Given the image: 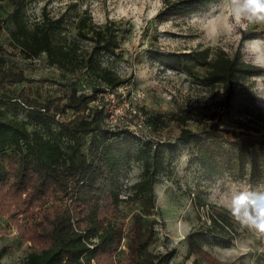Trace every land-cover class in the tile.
<instances>
[{
	"label": "trees",
	"instance_id": "1",
	"mask_svg": "<svg viewBox=\"0 0 264 264\" xmlns=\"http://www.w3.org/2000/svg\"><path fill=\"white\" fill-rule=\"evenodd\" d=\"M10 1L14 6L12 51L0 45V215L12 219L21 242L32 243L26 264H121L124 239L128 240L127 264H170L175 251L151 250L157 241L155 184L162 166V142L138 139L129 129L107 128L104 109L92 105L101 94L115 92L130 81L104 60L119 54V22L98 23L84 10L71 21V32L64 15L56 18L43 10L31 20L25 0ZM216 1L164 0L160 16L200 13ZM3 22L0 17V26ZM83 44L90 48L84 50ZM17 54L26 59L45 56L61 71L66 82L61 86H72L70 93L39 99L31 89H17L15 86L30 80L12 66ZM159 58L206 85L224 87L225 108H236L243 122L256 116L255 95L235 84L262 73L259 66L210 48ZM85 79L91 83L90 91L73 87ZM9 107L23 108L27 118L9 116ZM69 113L73 117L61 119ZM218 116L211 112L199 122H212ZM170 119L182 126L183 139L196 136L186 127L190 116L173 114ZM148 122L155 128L163 123L162 115L149 116ZM227 134L231 149L225 155L219 157L210 141L198 147L196 159L217 177L239 174L236 178L252 182L264 179V140L246 130ZM221 136L210 133L208 138ZM133 160L142 166L140 180L122 196V169ZM194 200L199 210H206V218L205 227L188 237L189 254L202 256L206 252L201 240L233 238L234 219L223 207L201 198ZM124 203L139 207L129 222L117 219ZM2 254L0 251V264H5Z\"/></svg>",
	"mask_w": 264,
	"mask_h": 264
},
{
	"label": "rangeland",
	"instance_id": "2",
	"mask_svg": "<svg viewBox=\"0 0 264 264\" xmlns=\"http://www.w3.org/2000/svg\"><path fill=\"white\" fill-rule=\"evenodd\" d=\"M164 6V0H25V12L31 20L40 17L43 10L56 18L64 15L71 32H74L71 21L84 10H88L98 23L119 22L122 38L119 54L116 58L105 56L104 60L107 66L130 81L115 92L101 94L92 105L104 109L107 128L129 129L139 137L162 142V166L155 184L157 241L151 250L175 251L170 264H264V234L248 229L234 217L233 238L229 237L225 242L211 237L201 240L206 252L202 256L190 255L188 245L191 232L205 227L206 210H199L194 199H205L230 211L232 196L241 192H264L263 178L252 182L236 178L239 174L217 177L196 159L198 147L210 141L219 157L225 155L231 149L227 131L246 130L264 140V22L237 20L230 15L227 0H217L205 11L183 17L160 16ZM13 7L10 0L0 1V17L4 19L0 26V45L10 51ZM246 34L251 37L246 38ZM89 48L88 44H83L84 50ZM205 48L213 52L224 51L263 69L259 75L235 84L236 88L248 90L256 97L258 110L251 122H243L244 118L238 116L236 108H225L224 87L206 85L200 78L172 68L159 58L160 55ZM12 61L13 68L23 71L30 79L15 86L17 89H31L32 95L39 99L70 93L72 86H61L66 83L61 71L51 66L45 56L26 59L17 54ZM70 81H73L72 77ZM73 87L90 91L91 83L86 79L78 80ZM215 111L219 113L216 120L199 122ZM6 113L18 119L27 118V112L21 107H9ZM157 114L162 115L163 123L155 128L148 127V117ZM173 114L191 117L186 127L195 133L193 139L182 138V126L170 119ZM70 117H73L71 113L61 119ZM54 127L59 129L57 124ZM30 129H34L33 124ZM210 133L222 136L209 139ZM141 172L142 166L136 160L123 166L122 196L140 180ZM138 210L136 204L124 203L117 219L129 222ZM127 243L128 240L124 239L119 252L121 264H127ZM32 249V243L20 241L12 219L0 215L2 261L5 264H26Z\"/></svg>",
	"mask_w": 264,
	"mask_h": 264
},
{
	"label": "clouds",
	"instance_id": "3",
	"mask_svg": "<svg viewBox=\"0 0 264 264\" xmlns=\"http://www.w3.org/2000/svg\"><path fill=\"white\" fill-rule=\"evenodd\" d=\"M237 20L264 22V0H227ZM230 212L241 225L264 234V192L238 193L230 198Z\"/></svg>",
	"mask_w": 264,
	"mask_h": 264
},
{
	"label": "built area",
	"instance_id": "4",
	"mask_svg": "<svg viewBox=\"0 0 264 264\" xmlns=\"http://www.w3.org/2000/svg\"><path fill=\"white\" fill-rule=\"evenodd\" d=\"M111 95H114V93L113 94H111ZM147 124H149L150 126H148V127H150V128H152L153 126L149 123V122H147ZM126 128H128V127H126ZM138 139H141V140H144V141H148L147 139L148 138H142V137H139V136H137L136 134H134Z\"/></svg>",
	"mask_w": 264,
	"mask_h": 264
}]
</instances>
